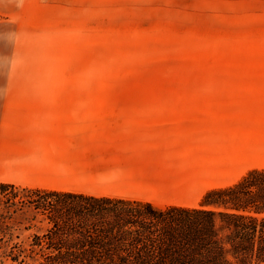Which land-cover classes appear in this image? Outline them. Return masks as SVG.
<instances>
[{"label":"rangeland","instance_id":"obj_1","mask_svg":"<svg viewBox=\"0 0 264 264\" xmlns=\"http://www.w3.org/2000/svg\"><path fill=\"white\" fill-rule=\"evenodd\" d=\"M0 121H205L199 187L153 199L198 206L264 167V0H0Z\"/></svg>","mask_w":264,"mask_h":264},{"label":"trees","instance_id":"obj_2","mask_svg":"<svg viewBox=\"0 0 264 264\" xmlns=\"http://www.w3.org/2000/svg\"><path fill=\"white\" fill-rule=\"evenodd\" d=\"M29 210L25 228L37 230L6 253L20 263L264 264V167L208 189L198 206L0 181V242Z\"/></svg>","mask_w":264,"mask_h":264},{"label":"crops","instance_id":"obj_3","mask_svg":"<svg viewBox=\"0 0 264 264\" xmlns=\"http://www.w3.org/2000/svg\"><path fill=\"white\" fill-rule=\"evenodd\" d=\"M206 131L205 121H0V181L154 205L182 199L199 187Z\"/></svg>","mask_w":264,"mask_h":264}]
</instances>
